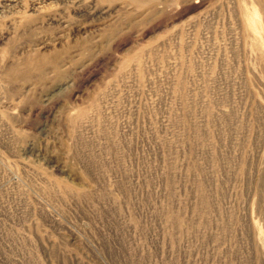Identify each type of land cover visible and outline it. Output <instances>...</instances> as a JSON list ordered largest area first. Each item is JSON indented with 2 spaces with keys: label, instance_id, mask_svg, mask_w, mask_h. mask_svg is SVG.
Segmentation results:
<instances>
[{
  "label": "rangeland",
  "instance_id": "rangeland-1",
  "mask_svg": "<svg viewBox=\"0 0 264 264\" xmlns=\"http://www.w3.org/2000/svg\"><path fill=\"white\" fill-rule=\"evenodd\" d=\"M0 264H264V0H0Z\"/></svg>",
  "mask_w": 264,
  "mask_h": 264
}]
</instances>
